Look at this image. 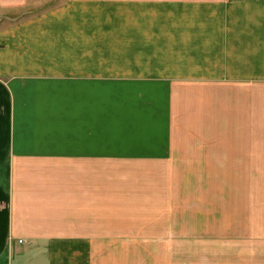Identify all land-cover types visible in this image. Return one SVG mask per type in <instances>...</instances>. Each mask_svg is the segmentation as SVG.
I'll return each mask as SVG.
<instances>
[{
  "label": "crops",
  "instance_id": "crops-1",
  "mask_svg": "<svg viewBox=\"0 0 264 264\" xmlns=\"http://www.w3.org/2000/svg\"><path fill=\"white\" fill-rule=\"evenodd\" d=\"M32 8L0 15V264L145 248L116 168H264V0H0ZM236 235L264 264V227Z\"/></svg>",
  "mask_w": 264,
  "mask_h": 264
},
{
  "label": "rangeland",
  "instance_id": "rangeland-1",
  "mask_svg": "<svg viewBox=\"0 0 264 264\" xmlns=\"http://www.w3.org/2000/svg\"><path fill=\"white\" fill-rule=\"evenodd\" d=\"M42 10L46 9L21 13L0 9V15L14 19ZM239 170L233 166L116 168L122 175L140 177L148 242L145 248H100V256L107 257L104 264L141 257H146V264H236V225L264 227V168ZM252 171L259 172L255 183Z\"/></svg>",
  "mask_w": 264,
  "mask_h": 264
}]
</instances>
